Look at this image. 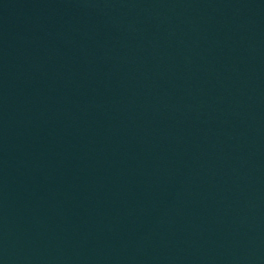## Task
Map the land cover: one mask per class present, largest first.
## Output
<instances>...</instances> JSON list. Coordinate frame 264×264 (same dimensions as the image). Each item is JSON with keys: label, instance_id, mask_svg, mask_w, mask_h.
<instances>
[{"label": "water", "instance_id": "water-1", "mask_svg": "<svg viewBox=\"0 0 264 264\" xmlns=\"http://www.w3.org/2000/svg\"><path fill=\"white\" fill-rule=\"evenodd\" d=\"M0 264H264V0H0Z\"/></svg>", "mask_w": 264, "mask_h": 264}]
</instances>
